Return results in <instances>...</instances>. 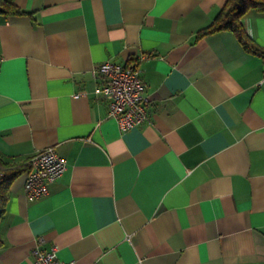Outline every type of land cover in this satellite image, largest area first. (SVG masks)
I'll return each instance as SVG.
<instances>
[{"label":"crops","instance_id":"crops-1","mask_svg":"<svg viewBox=\"0 0 264 264\" xmlns=\"http://www.w3.org/2000/svg\"><path fill=\"white\" fill-rule=\"evenodd\" d=\"M226 0H14L0 16V161L54 146L47 194L0 183V264L58 247L76 264H264V60ZM244 31L264 48V13ZM140 55H145L140 59ZM102 61L136 62L147 117L121 130L95 95Z\"/></svg>","mask_w":264,"mask_h":264},{"label":"built area","instance_id":"built-area-1","mask_svg":"<svg viewBox=\"0 0 264 264\" xmlns=\"http://www.w3.org/2000/svg\"><path fill=\"white\" fill-rule=\"evenodd\" d=\"M140 55L139 58H144ZM98 77L95 95L108 100V115L117 120L121 130L139 125L147 117V98L143 94L144 85L140 70L135 62L116 64L102 61L93 69ZM28 169L23 182L24 196L34 200L47 194L48 185L66 169V159L60 156L54 146H46L34 152L27 159ZM3 175L0 169V178ZM58 247L48 250L34 247L31 250V264H76L74 259L61 260L57 257Z\"/></svg>","mask_w":264,"mask_h":264},{"label":"trees","instance_id":"trees-1","mask_svg":"<svg viewBox=\"0 0 264 264\" xmlns=\"http://www.w3.org/2000/svg\"><path fill=\"white\" fill-rule=\"evenodd\" d=\"M264 13V0H226L223 7L214 17L212 22L199 31V34L217 30H229L233 32L242 47L247 51L261 57L264 60V48L256 45L244 31L242 18L248 10ZM26 11L19 8L14 0H0V16L7 18L12 15L24 14ZM0 169L3 175L2 181L9 182L24 169H28L27 162L23 165H11L0 161Z\"/></svg>","mask_w":264,"mask_h":264}]
</instances>
